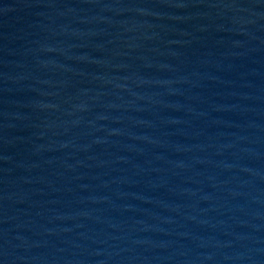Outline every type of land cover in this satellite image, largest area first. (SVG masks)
<instances>
[{
    "label": "water",
    "instance_id": "1",
    "mask_svg": "<svg viewBox=\"0 0 264 264\" xmlns=\"http://www.w3.org/2000/svg\"><path fill=\"white\" fill-rule=\"evenodd\" d=\"M0 264H264V0H0Z\"/></svg>",
    "mask_w": 264,
    "mask_h": 264
}]
</instances>
